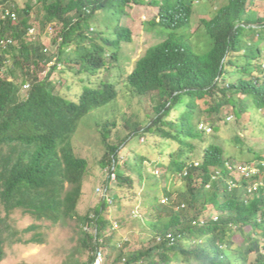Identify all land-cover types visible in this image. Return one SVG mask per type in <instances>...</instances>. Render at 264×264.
I'll use <instances>...</instances> for the list:
<instances>
[{"label":"trees","instance_id":"1","mask_svg":"<svg viewBox=\"0 0 264 264\" xmlns=\"http://www.w3.org/2000/svg\"><path fill=\"white\" fill-rule=\"evenodd\" d=\"M12 1L18 19L0 18V200L6 211L0 263L18 233H8L7 218L21 210L53 224L79 219L88 259L71 254L65 264H93L104 247L118 249L115 257L114 249L104 257L106 264H264V185L250 193L243 180L232 189L233 176L218 144L195 164L197 142L204 139L200 124L207 123L204 113L221 115L226 104H233L237 115L264 108V17L248 14V0H228L217 17L205 21L211 44L202 49L192 41L195 0H29L24 7ZM145 3L159 7L160 20L146 23L165 40L149 47L125 80L121 51L123 42L133 41V32L123 19L129 7ZM57 72L79 78L77 99L61 93L66 78L56 83ZM121 88L129 97L152 98L155 113L147 124L130 123L128 136L116 140H111L116 121L102 125L101 186L111 183L115 172L118 189L139 192L140 200L123 146L130 136L147 132L172 146L163 151L167 159L156 164L166 169L165 202L158 194L150 200L145 192L147 211L155 212L145 223L152 237L143 242H114L112 207L102 197L84 215L78 212L90 161L76 152L73 139L86 115L117 104ZM142 157L137 154V164ZM39 228L34 223L25 229L33 231L26 243L42 241Z\"/></svg>","mask_w":264,"mask_h":264},{"label":"rangeland","instance_id":"2","mask_svg":"<svg viewBox=\"0 0 264 264\" xmlns=\"http://www.w3.org/2000/svg\"><path fill=\"white\" fill-rule=\"evenodd\" d=\"M18 5L24 7L29 0H14ZM206 2H201L198 6L205 5ZM222 5V2L218 4V7ZM252 9L256 12L258 11L264 15V3L258 2L251 5ZM130 15H125L123 19V24L129 26L133 32L132 42H123L121 51V67L123 79L126 80L128 73L132 70L135 64V60L143 55L145 50L161 40L163 37L156 33V29L151 25L147 27L148 21H152L158 16V8L156 6L145 3L144 5L134 4L131 8H128ZM199 13H204L205 9L200 8ZM198 14L194 15V20L197 22L193 26L194 29L198 28L202 24V19L199 21L197 19ZM258 24H256L257 27ZM207 41L211 44V38L206 37ZM46 42H50L49 37H45ZM51 45V43H49ZM48 44V45H49ZM264 47V41L261 43ZM74 47L71 46L70 49ZM52 49L58 50V44H53ZM47 71V70H46ZM44 71V73L46 72ZM61 74L53 73V80L58 83L60 80L66 82L60 88L62 94L70 99H77L79 93L82 90V84L79 83V78L73 77L70 73ZM98 76V75H96ZM124 88L120 90V96L117 99V104L109 108H99L92 113L86 115L80 124L79 130L73 139V145L76 147V152L82 156L88 158L90 161V171L89 175L85 180L83 195L81 197L78 212L80 215H84L90 208L95 207L100 201V194L97 190L99 186L102 185L103 170L100 166V160L105 153V145L102 142V125L106 124L107 121H116L117 126L112 128L111 140H116L117 137H126L130 133V128L132 127L130 123H135L141 120L144 124L150 121L155 113V103L150 97H129L124 94ZM240 97H244L239 94ZM206 100H211L210 97ZM202 108L207 107L205 99L200 101ZM203 119L209 124V126L221 127L220 131L214 129L211 135H214L215 139H209L211 141H218L222 143L226 149L229 151L230 155H246L244 148L239 146L240 143L244 144L245 135L240 132L245 130L246 124H251L248 122L250 117V112H245L238 124L239 131L235 128L233 122L238 119L236 113L234 112V107L231 104H226L222 107L221 115L204 113ZM229 114H234L235 117L232 121H227ZM255 116H251L253 121ZM255 127L250 125L248 127ZM143 133V129L141 130ZM241 138V142H236V137ZM254 136L257 140H264V123L259 125V121L256 120V132ZM145 137V140L142 139ZM144 140V141H143ZM166 139L162 136L155 134L153 132H147L144 134H137L132 137L129 141L127 147H124L123 154L126 156L130 154V169L131 175H133L136 180V188L139 187L142 193V198H139V192L134 194H128L127 189L124 187L123 190L118 189V186L114 183L116 190H113V198L115 203L112 205L111 218L116 227L114 231L115 237L114 242L121 239H133L134 242H143L152 237V230L145 223L147 220L154 219V216H148L155 212L154 208L150 207V211H147V205L145 200V192L150 193V200L155 199L154 197L158 194L160 201L162 203L164 198L162 195V187L165 184L163 179V174L166 169L163 167H155L158 161V165H161L162 160H166L165 152H169L172 146H168L165 143ZM209 142H206L208 144ZM201 149L205 142L201 141ZM264 151V147L261 149ZM137 154H141L142 159L137 164ZM150 157V162H145L148 159L145 156ZM248 155H254V153L249 152ZM147 157V156H146ZM241 161H246V158H242ZM156 162V163H155ZM233 175L237 179L240 178L238 172H234ZM157 179L159 181V187L156 188ZM181 184V181L179 182ZM123 196L120 200L119 194ZM138 193V195H137ZM6 216V211L0 200V226L2 218ZM79 219L77 217L68 219L65 223L53 224L49 220L36 219L30 214H25L21 210H16L7 218V223L9 224V231H18L16 240L10 246H6V257L0 264H65L66 260L69 259L71 254H74L75 258H80L81 260L88 259V253L83 247L81 233V224H79ZM34 223H39L40 233L42 234L41 242H29V239L33 236V231L28 233L24 232L25 229L33 225ZM88 227H85L87 229ZM7 233V234H8ZM21 237V241L17 239ZM114 251V257L116 256L118 249L111 247H104L102 250V264H106V258L108 253Z\"/></svg>","mask_w":264,"mask_h":264},{"label":"clouds","instance_id":"3","mask_svg":"<svg viewBox=\"0 0 264 264\" xmlns=\"http://www.w3.org/2000/svg\"><path fill=\"white\" fill-rule=\"evenodd\" d=\"M203 1H205L206 4L198 6ZM251 1L252 0H248L246 5H245V9L248 12V14H249V12H253L255 14V16L257 15L259 17H264V15H262L258 11L256 12L251 7V5H253V4L255 5L256 4V0H253L252 3H251ZM257 1L264 3V0H257ZM220 2H222V5L220 7H218V4ZM227 3H228V0H195L193 2V12H192V15H191V18H192L191 32L194 34V40H192V41L195 44H199V47H201V49H202V45H205V43H206V45L210 44L207 41V39H206V37L209 36V34H207V32L205 30V24H204L205 21L209 22L214 17H217L218 13L220 12V10L222 8H224L225 5H227ZM141 5H144V4H141ZM150 5H153V4H150ZM153 6H156V5H153ZM15 7H16V4L12 0H8L5 3H3V0H0V18L7 19V18L11 17L14 20L18 19L19 15H18V12L15 10ZM156 7L158 8V16L154 20L159 21L160 20L159 7L158 6H156ZM2 8H4V11H3ZM200 8L205 9V12L204 13H199L198 11L200 10ZM196 13L198 14L197 19L199 21L202 19L203 23L200 24V26L198 28L194 29L193 26L195 24H197V22L194 20V15ZM256 24L259 25V23H256V22H253V23L251 22L250 25H252V27H256ZM250 25L246 24L247 27L250 26ZM30 31L33 32L34 28H30ZM156 33L163 37V40H161L159 42H162V41L165 40V36L160 31H156ZM159 42H157V43H159ZM157 43H155V44H157ZM155 44H152V45H155ZM151 46H149V47H151ZM147 49L145 50V52L147 51ZM145 52L143 53V55L145 54ZM143 55H140L139 58L141 56H143ZM138 59L135 60L134 67L132 68V70L128 74H130L134 70V68L136 66V62H137ZM50 64H52V62H50ZM25 86H28V85H25ZM242 95L245 97L244 94H242ZM231 105L234 107L233 104H231ZM234 112L236 113L235 107H234ZM245 112H250V117H249L248 122L251 123V124H246L245 125L246 128H245L244 131L240 130V132L245 135V142H244V144L240 143L239 146L241 148L245 149L246 155H244V156H242V155L232 156V155H230L229 151L226 149V147L222 143H220L218 141L209 142L210 137H211V139H215L216 138L214 135H211V133L214 131V129L217 130V131H220L221 127H217L216 125H214V127H211V126H209L208 123H204L202 125L200 124V128L204 130V139L202 140V142L203 143L205 142V144H206V142H209V143L204 145L203 150L200 151L202 143H201V141L197 142V144H198V149H197L198 159H197L195 164H196V166L199 165V163H200L199 162V158H201L202 154L204 155L206 149L209 146L214 145V144L220 145L223 148L222 150L224 152L223 153L224 154V159L223 160H225L224 167L226 169H228L230 171L231 176H233V180L231 179L229 181L230 185H231V188L232 189H237L238 187L243 185L242 184L243 180H248L249 192L251 193V192H253V189H255L257 186H259V184L260 185H264V151L263 152L261 151V149L264 147V140L261 141L259 139L256 142V137L254 136V132H256V120L259 121V125H262V123H264V108H259L258 109V108L250 107V108H248V110H245L241 115H237V113H236L238 119L236 120V122H233V124L235 125V128L238 131H239V128H238V124L237 123L240 122V120H241V118H242V116H243V114ZM253 115L255 116V120L253 118V121H252L251 116H253ZM234 117H235L234 114H229L228 119L226 117V120L227 121H232V120H234L233 119ZM254 124H255V127L254 126L253 127H248V126L254 125ZM207 137H209V139ZM129 139H130L129 141H131L132 140V136H130ZM142 139L145 140V137H143ZM236 142H241V138L239 136L236 137ZM127 145L123 146V150H124V147L125 148L127 147ZM249 152L254 153V155H248L247 156V154ZM122 155L124 157H127L125 154H123V151H122ZM139 155H141V154H139ZM242 158H246V161H241ZM146 162H148V161H146ZM155 167H158V166L156 165ZM216 172H217V175H218L220 173V169H218ZM234 172H238L239 173V176H240L239 179H237L235 177V175H233ZM113 173H115V172H112L109 175V177L112 179L111 183L107 182L103 186H99L97 188V190H98V192L100 194V197H102L105 200H108L110 205H111V207L115 203V200L113 198V190L116 189L115 186H116V182H117L116 173H115V178L113 177ZM260 179H261V181H260ZM114 183H115V186H114ZM99 188H107V192L109 193L110 198L112 199V202L108 198H105V196L102 195V192L99 191ZM163 198H164L163 202H165L166 198L164 196H163ZM215 218H217V217H215Z\"/></svg>","mask_w":264,"mask_h":264},{"label":"built area","instance_id":"4","mask_svg":"<svg viewBox=\"0 0 264 264\" xmlns=\"http://www.w3.org/2000/svg\"><path fill=\"white\" fill-rule=\"evenodd\" d=\"M113 177L115 178V173H113ZM99 191L102 192V195L105 196V198H108L111 202L112 199L110 198L109 193L107 192V188H99ZM102 250L98 252V256L93 264H102Z\"/></svg>","mask_w":264,"mask_h":264}]
</instances>
